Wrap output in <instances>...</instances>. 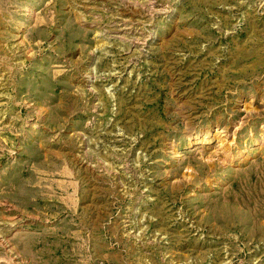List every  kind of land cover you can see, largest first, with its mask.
I'll return each instance as SVG.
<instances>
[{
	"label": "rangeland",
	"instance_id": "obj_1",
	"mask_svg": "<svg viewBox=\"0 0 264 264\" xmlns=\"http://www.w3.org/2000/svg\"><path fill=\"white\" fill-rule=\"evenodd\" d=\"M0 264H264V0H0Z\"/></svg>",
	"mask_w": 264,
	"mask_h": 264
}]
</instances>
